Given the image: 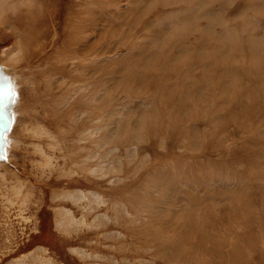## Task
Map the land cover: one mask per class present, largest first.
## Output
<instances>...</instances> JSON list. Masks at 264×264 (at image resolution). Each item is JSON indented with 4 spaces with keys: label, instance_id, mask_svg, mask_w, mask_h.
Wrapping results in <instances>:
<instances>
[{
    "label": "rangeland",
    "instance_id": "rangeland-1",
    "mask_svg": "<svg viewBox=\"0 0 264 264\" xmlns=\"http://www.w3.org/2000/svg\"><path fill=\"white\" fill-rule=\"evenodd\" d=\"M0 264H264V0H0Z\"/></svg>",
    "mask_w": 264,
    "mask_h": 264
},
{
    "label": "bare ground",
    "instance_id": "bare-ground-1",
    "mask_svg": "<svg viewBox=\"0 0 264 264\" xmlns=\"http://www.w3.org/2000/svg\"><path fill=\"white\" fill-rule=\"evenodd\" d=\"M80 30H81V29H80ZM80 30H79V31H80ZM17 46H18V45H17ZM83 47H84V46H83ZM182 52H184V55L186 56L187 49H186V50H183ZM172 57L174 58V57H175V54H174ZM29 59H30V58H29ZM17 61H18V59H17ZM19 61H20V60H19ZM65 66H67V65H65ZM38 68H39V67H38ZM79 68H80V67H79ZM81 68H82V67H81ZM91 70H92V69H91ZM96 70H97V69H96ZM11 73H12V72H11ZM30 74H31V73H30ZM10 75L13 77V74H10ZM12 77H11V78H12ZM21 77H22V76H21ZM21 79H22V78H21ZM25 79H26V78H25ZM31 79H32V78H31ZM44 79H45V78H44ZM44 79H43V80H44ZM14 80H15V79H14ZM14 80H13V81H14ZM13 81H12V82H13ZM23 81H24V80H23ZM37 83H38V82H37ZM29 84H30V82H29ZM29 84H28V85H29ZM31 84H32V83H31ZM17 85H18V84H17ZM87 85H88V84H87ZM87 85H86V86H87ZM33 86L35 87V85H33ZM38 86H39V85H38ZM17 88H18V87H17ZM83 97H84V96H83ZM83 97H82V98H83ZM24 123H25V122H24ZM37 127H39V126H37ZM23 129H24V128H23ZM28 129H29V128H28ZM39 129H40V128H39ZM14 130H15V129H14ZM30 131H31V130H30ZM37 131H38V130H37ZM40 132H42V130H41ZM40 132H39V133H40ZM46 132H47V131H46ZM9 134H10V133H9ZM42 134H43V133H42ZM23 135H24V134H23ZM9 137H10V136H9ZM11 137H12V136H11ZM38 137H39V136H38ZM16 141H17V140H16ZM20 141H21V140H20ZM13 143H15V142H13ZM8 144H9V143H8ZM8 146H9V145H8ZM38 146H39V145H38ZM39 149H40V148H39ZM6 150H7V149H6ZM6 150H5V151H6ZM6 152H7V151H6ZM40 152H41V153H40ZM40 152H38V153L43 154L42 151H40ZM5 154H6V153H5ZM7 157H8V156H7ZM47 157H48V156H47ZM7 159H8V158H7ZM43 159H44V158H43ZM47 159H48V158H47ZM4 160H5V159H4ZM7 162H8V161H7ZM44 162H45V161H44ZM45 163L47 164V161H46ZM48 163H49V162H48ZM10 177H11V175H10ZM20 190H21V189H20ZM18 193H19V191H18ZM13 194H14V193H13ZM15 195H16V194H15ZM35 256H36V255H35Z\"/></svg>",
    "mask_w": 264,
    "mask_h": 264
}]
</instances>
